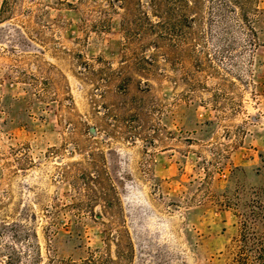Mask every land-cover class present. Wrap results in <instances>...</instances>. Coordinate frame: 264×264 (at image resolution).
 I'll return each instance as SVG.
<instances>
[{
	"label": "rangeland",
	"instance_id": "374dc122",
	"mask_svg": "<svg viewBox=\"0 0 264 264\" xmlns=\"http://www.w3.org/2000/svg\"><path fill=\"white\" fill-rule=\"evenodd\" d=\"M207 4L0 0V264H264V0Z\"/></svg>",
	"mask_w": 264,
	"mask_h": 264
},
{
	"label": "trees",
	"instance_id": "16d2710c",
	"mask_svg": "<svg viewBox=\"0 0 264 264\" xmlns=\"http://www.w3.org/2000/svg\"><path fill=\"white\" fill-rule=\"evenodd\" d=\"M158 5V0H149ZM207 24L216 23L222 32L224 42L234 43L238 40L256 44L255 17L258 13V0H207ZM159 17V15L155 14ZM122 257V252H119ZM102 261L107 264H120L111 258H88L86 263ZM73 264V262H71Z\"/></svg>",
	"mask_w": 264,
	"mask_h": 264
}]
</instances>
